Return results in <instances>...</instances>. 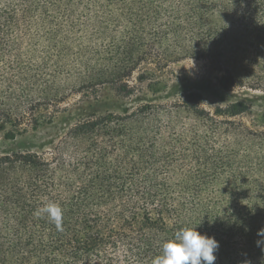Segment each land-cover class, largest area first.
<instances>
[{
	"label": "trees",
	"instance_id": "16d2710c",
	"mask_svg": "<svg viewBox=\"0 0 264 264\" xmlns=\"http://www.w3.org/2000/svg\"><path fill=\"white\" fill-rule=\"evenodd\" d=\"M0 137V264H264V0H0Z\"/></svg>",
	"mask_w": 264,
	"mask_h": 264
},
{
	"label": "clouds",
	"instance_id": "9594fccd",
	"mask_svg": "<svg viewBox=\"0 0 264 264\" xmlns=\"http://www.w3.org/2000/svg\"><path fill=\"white\" fill-rule=\"evenodd\" d=\"M193 63L192 60V66ZM35 215L46 216L57 231H63L64 212L59 204L48 202L39 207ZM196 227L179 229L172 238L164 240L160 254L152 258L151 264H215L218 242L199 233ZM259 234H264V229Z\"/></svg>",
	"mask_w": 264,
	"mask_h": 264
},
{
	"label": "rangeland",
	"instance_id": "374dc122",
	"mask_svg": "<svg viewBox=\"0 0 264 264\" xmlns=\"http://www.w3.org/2000/svg\"><path fill=\"white\" fill-rule=\"evenodd\" d=\"M174 74H179L181 76V78L191 82L193 79H200L202 77L205 76V68L203 67L202 64L200 63H193L192 66V61H186V62H181L179 64H176L175 66L172 67ZM203 93L205 94L206 98L208 99V104L210 105V103L212 102H216L213 101L210 97V93L208 91H206L205 89H203ZM102 94L106 97H108L110 102H116L118 100L119 103V99H117V97H115V93L109 89V88H105L104 90H102ZM230 100H234V98H231ZM217 103V102H216ZM2 141H1V137H0V150L2 148Z\"/></svg>",
	"mask_w": 264,
	"mask_h": 264
}]
</instances>
